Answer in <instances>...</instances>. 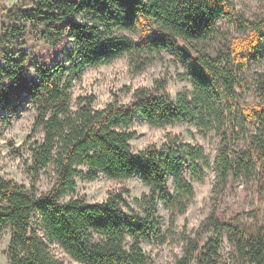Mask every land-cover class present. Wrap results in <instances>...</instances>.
<instances>
[{"label":"trees","instance_id":"1","mask_svg":"<svg viewBox=\"0 0 264 264\" xmlns=\"http://www.w3.org/2000/svg\"><path fill=\"white\" fill-rule=\"evenodd\" d=\"M0 20V121L31 103L44 135L31 148L30 169L37 177L52 166L55 174L43 191L35 181L0 175L9 264H64L52 243L82 264H149L143 243L165 241L159 202L175 224L196 195L193 180L212 168L211 210L184 232L174 264H230L225 236L237 264H264L263 209L224 210L234 179L253 183L264 201V70L251 72L264 52V16L241 14L234 0H20L0 8ZM167 50L180 56L181 76L191 80L176 98L166 78L135 88L128 103L116 97L97 108L94 94L74 101V80L87 66L128 55L142 71ZM135 115L154 127L191 122L214 132L216 153L171 131L135 150ZM100 171L113 179L140 175L149 191L135 198L137 208L123 192L102 201L78 195L77 179L95 180Z\"/></svg>","mask_w":264,"mask_h":264},{"label":"rangeland","instance_id":"2","mask_svg":"<svg viewBox=\"0 0 264 264\" xmlns=\"http://www.w3.org/2000/svg\"><path fill=\"white\" fill-rule=\"evenodd\" d=\"M20 0H0V8L13 7ZM237 10L251 19L264 16V0H234ZM225 23V21H222ZM1 30V20H0ZM264 70V52L262 58L251 63V72ZM185 66L179 55L170 50L163 52V58L148 65L145 70L136 71L130 65L128 55L113 63L98 66H87L74 80L73 99L79 95L94 94L95 106L104 107L114 98L128 103L132 99L135 88L140 86L152 87L157 79H168V91L176 98L177 93L184 87H191V80L182 77ZM37 112L31 103L11 111L8 122L0 121V175L30 186L33 181L40 191L47 190L53 184L55 174L52 166L43 168L35 177L31 171V148L35 140L43 138L41 127L35 126ZM133 130L137 136L131 143L135 150L157 142L161 143L168 132L181 134L185 141H198L207 151L216 153L219 138L214 132L202 133L191 122H177L165 127H154L141 115H135ZM77 194L85 195L89 201L105 200L111 193L123 192L125 203L137 208L136 197L149 191L140 175L127 179H113L102 171L95 180L77 179ZM215 172L208 170L203 180H193L196 195L186 213L177 216L175 224L171 225L169 210L159 202V215L163 216L165 241L154 240L144 242L143 247L150 257L149 264H174L178 255L182 253L184 232H193L201 221L209 214L212 206L213 185ZM169 185L173 186L170 179ZM69 197V196H68ZM260 207L264 212V201L257 196L253 183L243 178L230 180L224 198V210L227 214L239 210L248 211ZM11 232L9 227H0V264H9L5 250L9 244ZM52 253L60 258L64 264H82L67 254L58 244H50ZM222 253L230 264H237L233 257V248L225 236Z\"/></svg>","mask_w":264,"mask_h":264},{"label":"water","instance_id":"3","mask_svg":"<svg viewBox=\"0 0 264 264\" xmlns=\"http://www.w3.org/2000/svg\"><path fill=\"white\" fill-rule=\"evenodd\" d=\"M182 50L184 51V53H186L188 55L192 54V50L190 49V47L186 43H183Z\"/></svg>","mask_w":264,"mask_h":264}]
</instances>
